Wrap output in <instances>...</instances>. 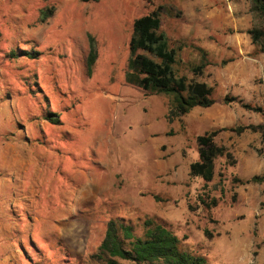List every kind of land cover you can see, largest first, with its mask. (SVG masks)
I'll return each mask as SVG.
<instances>
[{
    "label": "rangeland",
    "instance_id": "obj_1",
    "mask_svg": "<svg viewBox=\"0 0 264 264\" xmlns=\"http://www.w3.org/2000/svg\"><path fill=\"white\" fill-rule=\"evenodd\" d=\"M155 11L183 68L200 62L193 46L211 63L186 73L214 105L173 122L131 66L133 23ZM253 29L264 20L248 0H0V264H101L111 219L137 236L163 225L207 264H264V183H243L264 175V116L239 103L264 110ZM248 126L260 128L215 138L228 155L210 182L189 175L198 136Z\"/></svg>",
    "mask_w": 264,
    "mask_h": 264
},
{
    "label": "trees",
    "instance_id": "obj_2",
    "mask_svg": "<svg viewBox=\"0 0 264 264\" xmlns=\"http://www.w3.org/2000/svg\"><path fill=\"white\" fill-rule=\"evenodd\" d=\"M96 1V0H93ZM252 13L264 20V0H248ZM160 13L155 11L138 18L133 23L130 50L133 60L134 83L149 96H164L170 99L171 108L167 120L188 115L194 109H207L214 105L213 89L205 82L189 78L188 74L201 75L211 65L206 51L198 46L193 49L199 54L200 62L183 68L179 59L180 48H171L165 36L160 32ZM253 44L264 48V30L253 29L249 32ZM97 47L93 37L89 36L87 71L91 73L97 61ZM188 74H187V73ZM236 99H224L225 103ZM242 104L248 111L264 116V110L258 106ZM57 124V119H48ZM260 127L248 126L236 129H216L197 137L198 160L189 166V175L210 182L214 176L215 160L228 155L224 147L215 145V138L222 131L234 130L238 134L244 131L257 132ZM244 184H262L264 175L253 176ZM206 208L216 206V201L200 200ZM133 225L123 219L108 221L104 238L92 258L101 264H120L121 261L134 264H207L202 256L192 254L180 248V239L163 225L146 221L144 232L137 236Z\"/></svg>",
    "mask_w": 264,
    "mask_h": 264
}]
</instances>
